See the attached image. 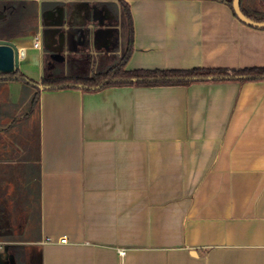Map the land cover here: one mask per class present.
Masks as SVG:
<instances>
[{"label": "crops", "instance_id": "crops-1", "mask_svg": "<svg viewBox=\"0 0 264 264\" xmlns=\"http://www.w3.org/2000/svg\"><path fill=\"white\" fill-rule=\"evenodd\" d=\"M24 1L36 2L38 21L12 40L26 77L40 83L61 61L65 72L88 71L90 53L109 64L121 56L119 0ZM126 1L128 70L264 68V29L225 2ZM13 86L19 101L4 96ZM34 93L0 82V205H15L17 221L0 238L19 244L8 252L15 264H264V78L41 87L36 175L18 134L7 135L19 114L32 115ZM35 176L37 229L27 189Z\"/></svg>", "mask_w": 264, "mask_h": 264}, {"label": "trees", "instance_id": "trees-1", "mask_svg": "<svg viewBox=\"0 0 264 264\" xmlns=\"http://www.w3.org/2000/svg\"><path fill=\"white\" fill-rule=\"evenodd\" d=\"M227 3L233 10L234 0H220ZM261 0H241L242 13L250 20L264 23V6ZM120 30L124 40L119 62L110 66L106 57L101 58L95 71L65 72L63 62H57L58 68L52 74L46 73L41 82L26 77L20 69L12 74L0 73V82H21L25 89H33L35 93L30 102L29 115L36 112L39 106V92L41 87L50 90L83 89L97 90L110 86H174L189 85L195 82L230 81V80H261L264 78V68L223 69V68H193L185 70H128L127 64L134 50V23L130 4L126 0H119ZM7 18L0 20V40H13L25 37L38 27L36 2L32 4L21 0L13 3ZM234 11V10H233ZM126 28V34L123 32ZM83 41L87 45L88 41ZM26 184L27 180L24 181ZM40 185V184H39ZM40 191V189H39ZM40 193V192H39ZM30 196V192L28 191ZM29 199V198H28ZM12 253L16 247H8ZM14 253V252H13Z\"/></svg>", "mask_w": 264, "mask_h": 264}, {"label": "rangeland", "instance_id": "rangeland-1", "mask_svg": "<svg viewBox=\"0 0 264 264\" xmlns=\"http://www.w3.org/2000/svg\"><path fill=\"white\" fill-rule=\"evenodd\" d=\"M64 1L63 3H65L67 0H61ZM115 6V2L113 4ZM120 10V9H119ZM121 11V10H120ZM89 14H92L91 11ZM120 21H121V15L119 16L118 19V23H117V27L119 29L120 26ZM127 29L123 28V32L124 34H126ZM61 38V37H60ZM64 36L62 35V38L60 40V42L63 44L64 41ZM116 43H118V47L120 49V51L122 50V46H123V42L124 40L121 37V30L119 29L116 35ZM120 60V57L118 58H114L111 60L110 62V66H114L116 65ZM88 66H89V70L90 72L95 71V63H97V56L94 53H90L88 58ZM95 62V63H94ZM94 63V64H93ZM97 67V66H96ZM83 68H85L83 66ZM87 68V67H86ZM88 69V68H87ZM86 70V69H85ZM88 70V71H89ZM87 72V71H83L82 73ZM22 84V83H21ZM18 95V92L16 90V88L13 86V88H6V93H4V96L7 97L8 99H11L13 101H19V99H16ZM16 97V98H15ZM30 110V107H29ZM23 114H25L26 112H28V105H25V107L23 108ZM4 120H1L0 124H3ZM9 122V121H8ZM1 133V131H0ZM5 133V132H3ZM15 133L18 134V137H20V140L23 141L22 143H24L25 145V155L24 157H28V160H32V162L34 163L33 165L31 164V168L33 169V173L36 175V164L37 163V156H38V140H39V132H38V114H32L31 116H21V114H19V116L17 117V123H16V127L12 132L10 131L9 136L15 137ZM15 134V135H14ZM6 135V136H7ZM33 183V184H32ZM30 183L29 187L27 188L28 191L30 192V197H29V206L31 207V217H32V222L34 224V226H32V228L37 229V227L39 226L38 223L40 222L39 220V215H40V209H39V204H40V185H39V179L35 176L33 178V182ZM32 184V185H31ZM15 205H4L3 207H5L4 209L7 210V215L6 218L9 222H11L12 225H16L17 221L16 218L11 219L9 214V207H14ZM20 208H22L21 206H19ZM5 210V212H6ZM21 210V209H20ZM26 217L23 220V223L25 224L26 221ZM15 227V226H14ZM24 227V226H23ZM22 228H15V232H22ZM34 230V229H33ZM7 242V243H6ZM17 241H5V239H1L0 238V264H15V262H13V259L10 257L9 255V249L8 247L13 246V247H17L19 246L18 243H16ZM15 251V250H14ZM13 251V252H14ZM37 261V260H36ZM18 262V263H17ZM21 261L18 260V258L16 259V264H20ZM37 262H35L34 264H36Z\"/></svg>", "mask_w": 264, "mask_h": 264}, {"label": "water", "instance_id": "water-1", "mask_svg": "<svg viewBox=\"0 0 264 264\" xmlns=\"http://www.w3.org/2000/svg\"><path fill=\"white\" fill-rule=\"evenodd\" d=\"M241 0L233 1V10L238 19L250 27L264 29V23L248 19L241 11ZM20 52L17 44L12 40H0V73L12 74L20 69Z\"/></svg>", "mask_w": 264, "mask_h": 264}, {"label": "flooded vegetation", "instance_id": "flooded-vegetation-1", "mask_svg": "<svg viewBox=\"0 0 264 264\" xmlns=\"http://www.w3.org/2000/svg\"><path fill=\"white\" fill-rule=\"evenodd\" d=\"M18 1L21 0H0V20L7 18L9 11L14 7L13 3H17ZM3 206L4 205H0V234L9 227V221L6 218L7 212H5L6 209H4L5 207Z\"/></svg>", "mask_w": 264, "mask_h": 264}, {"label": "built area", "instance_id": "built-area-1", "mask_svg": "<svg viewBox=\"0 0 264 264\" xmlns=\"http://www.w3.org/2000/svg\"><path fill=\"white\" fill-rule=\"evenodd\" d=\"M39 46H40L39 43L35 44V47L38 48ZM19 52H20V57H22L24 55V49L23 48H19ZM60 242H62V243L67 242V238L63 237L62 239H60Z\"/></svg>", "mask_w": 264, "mask_h": 264}]
</instances>
